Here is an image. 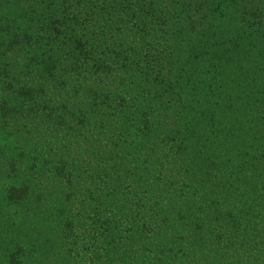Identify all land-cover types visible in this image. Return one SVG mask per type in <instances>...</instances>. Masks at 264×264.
<instances>
[{
	"label": "trees",
	"instance_id": "trees-1",
	"mask_svg": "<svg viewBox=\"0 0 264 264\" xmlns=\"http://www.w3.org/2000/svg\"><path fill=\"white\" fill-rule=\"evenodd\" d=\"M111 1L20 0L36 85L0 65V105L51 110L44 129L67 140L57 170L92 213L73 259L264 264V27L238 0H202L189 36L178 0Z\"/></svg>",
	"mask_w": 264,
	"mask_h": 264
},
{
	"label": "rangeland",
	"instance_id": "rangeland-1",
	"mask_svg": "<svg viewBox=\"0 0 264 264\" xmlns=\"http://www.w3.org/2000/svg\"><path fill=\"white\" fill-rule=\"evenodd\" d=\"M108 1V6H115ZM217 1L226 8L227 0ZM178 2L186 35L200 31L205 25L202 0ZM123 5L122 0L117 4L118 8ZM237 9L241 20L250 19L264 27V0H238ZM23 11L20 0H0V27L9 26V31L2 34L4 47L8 45V34L11 36L15 30L20 34L12 40L0 65L10 71V77H18L19 85L29 87L35 86L37 79L26 66L38 50L28 46L26 38L21 41L29 16ZM127 34L125 29L113 32L116 42L122 44ZM5 82L9 81L1 77L0 103L12 101ZM8 104L15 106L14 111L8 113L5 105H0V264H76L74 253L81 252V233L87 232L92 213L81 203L83 196L78 189L71 191L65 183L68 179L57 170L59 156L68 158L70 154L65 148L67 140L56 138L55 142L44 129V125H50L44 116L51 110L34 108L28 113L27 106ZM71 228V238L63 240L64 231L71 233Z\"/></svg>",
	"mask_w": 264,
	"mask_h": 264
}]
</instances>
